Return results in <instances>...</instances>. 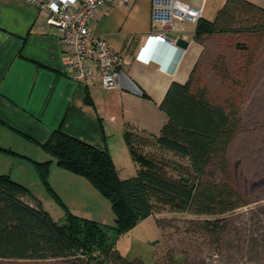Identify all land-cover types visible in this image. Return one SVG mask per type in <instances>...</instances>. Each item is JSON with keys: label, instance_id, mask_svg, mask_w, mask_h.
I'll return each instance as SVG.
<instances>
[{"label": "trees", "instance_id": "1", "mask_svg": "<svg viewBox=\"0 0 264 264\" xmlns=\"http://www.w3.org/2000/svg\"><path fill=\"white\" fill-rule=\"evenodd\" d=\"M210 35L244 39L229 42L245 52L243 62L230 74L224 71V57H219L214 66L229 92L246 88L255 63L257 39H264V7L248 0H225L213 20H198L193 40L204 47ZM202 55L186 81L169 84L159 104L165 121L158 134L125 130L124 139L136 166L134 175L121 178L106 149L60 128L52 130L40 143L49 158L31 161L43 180L46 182L52 161L63 170L84 176L108 198L114 215L112 225L71 212L64 223H57L48 211L24 199L25 187L21 183L0 173V260L143 264L139 259H125L114 237L127 233L151 215L153 198L197 216H212L198 223L199 230L214 238L224 234L229 225L225 214L248 202L233 184L229 160V149L242 130V97L240 93V99L237 95L223 100L212 96L198 70ZM84 100L91 103L88 94ZM147 140L185 159L187 169L176 176L169 174L163 159L137 148L136 143ZM0 150L11 149L0 146Z\"/></svg>", "mask_w": 264, "mask_h": 264}, {"label": "crops", "instance_id": "2", "mask_svg": "<svg viewBox=\"0 0 264 264\" xmlns=\"http://www.w3.org/2000/svg\"><path fill=\"white\" fill-rule=\"evenodd\" d=\"M179 1L200 8L202 19L213 20L225 0ZM248 1L264 7V0ZM151 10L152 0L97 9L91 34L106 39L122 56L118 86L104 90L98 80H73L57 31L46 24V12L27 0H0V132L8 130L40 144L60 128L106 149L121 178L128 177L121 173L136 171L125 130L158 134L165 121L159 104L169 84L186 81L204 49L193 40L196 24L190 21L182 24L180 34L188 41L186 48L155 39L150 35ZM86 94L90 104L84 100ZM0 146L19 151L4 142ZM18 153L27 155L24 150ZM48 158L44 153L32 160ZM0 173L23 183L10 171Z\"/></svg>", "mask_w": 264, "mask_h": 264}, {"label": "rangeland", "instance_id": "3", "mask_svg": "<svg viewBox=\"0 0 264 264\" xmlns=\"http://www.w3.org/2000/svg\"><path fill=\"white\" fill-rule=\"evenodd\" d=\"M223 37L206 39L198 70L214 98L242 97L239 106L242 130L229 149V160L233 184L248 202L225 214L229 218L228 228L220 238H214L198 228L202 219L212 216H197L153 198V213L127 233L114 237L116 248L127 260L139 259L143 264H264V39H257L250 82L244 89L229 92L214 65L219 57H224V71L230 74L243 62L245 52L229 42L244 39ZM0 142L27 154L12 149L0 150V171H10L12 176L19 177L25 187V198L48 211L57 223H64L66 214L71 212L103 224H113L114 215L108 198L84 176L63 170L52 161L46 182L43 180L31 161L46 153L40 144L14 137L8 130L0 132ZM136 144L146 155L163 159L173 176L187 169L185 159L160 149L151 140ZM135 173L133 168L121 176ZM0 264L70 263L48 259L0 260Z\"/></svg>", "mask_w": 264, "mask_h": 264}, {"label": "built area", "instance_id": "4", "mask_svg": "<svg viewBox=\"0 0 264 264\" xmlns=\"http://www.w3.org/2000/svg\"><path fill=\"white\" fill-rule=\"evenodd\" d=\"M46 12V24L55 28L73 80L87 84L98 80L104 90L118 86L122 56L110 43L91 34L97 9L105 4L132 0H27ZM201 9L179 0H152L150 35L161 42L173 43L169 33L181 36L185 21L197 23Z\"/></svg>", "mask_w": 264, "mask_h": 264}, {"label": "water", "instance_id": "5", "mask_svg": "<svg viewBox=\"0 0 264 264\" xmlns=\"http://www.w3.org/2000/svg\"><path fill=\"white\" fill-rule=\"evenodd\" d=\"M173 43L180 48H186L188 45V41L182 38V36L177 37Z\"/></svg>", "mask_w": 264, "mask_h": 264}]
</instances>
